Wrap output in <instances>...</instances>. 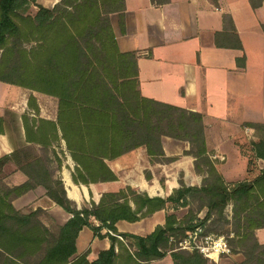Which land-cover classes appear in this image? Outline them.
<instances>
[{"label":"trees","instance_id":"1","mask_svg":"<svg viewBox=\"0 0 264 264\" xmlns=\"http://www.w3.org/2000/svg\"><path fill=\"white\" fill-rule=\"evenodd\" d=\"M36 2L0 0V82L57 100L56 121L23 116L27 140L43 150L64 141L76 163L73 181L89 184L115 181L106 160L140 147L151 157H165L162 140L169 137L190 145L185 155L195 158V171L205 178L200 187L182 184L165 199L127 189L129 195H106L98 205L79 210L67 198L61 179H53L46 159L32 158L27 152V163L21 169L28 180L0 191V264H151L168 254L173 264H214L197 251L179 249L177 243L212 217L214 223L225 220L230 204L231 246L234 242L243 247L246 259L242 264L251 260L264 264L259 260L264 246L255 238V230L264 227V169L252 180L228 186L208 153L203 115L141 95L137 58L119 51L110 21L112 14H118L123 29L125 0H60L51 9ZM32 6L37 8L34 13ZM223 22V31L215 36L217 47L242 50L231 17L225 15ZM237 64L244 68V57ZM29 104L39 116L35 99ZM245 126L254 129L259 139L251 143L249 164L264 160V125ZM39 186L71 216L55 230L40 219L41 210L23 213L12 204L14 198ZM190 202L207 209L202 220L191 215L181 222L172 212L164 226L146 237L120 233L115 226L118 221L134 223L168 206L177 209ZM84 228L110 240V248L101 251L95 261H89L87 253L77 257L76 242ZM104 228L108 230L105 235L101 234Z\"/></svg>","mask_w":264,"mask_h":264},{"label":"crops","instance_id":"2","mask_svg":"<svg viewBox=\"0 0 264 264\" xmlns=\"http://www.w3.org/2000/svg\"><path fill=\"white\" fill-rule=\"evenodd\" d=\"M59 2L36 3L51 9ZM33 8L37 10L36 6ZM225 15L233 21L242 50L217 47L215 43L216 34L223 31ZM110 21L119 51L137 58L141 95L203 115L208 153L225 184L232 186L258 176L264 169V160L254 159L255 166L250 169L249 158L240 154L235 140L244 123L264 125V0H125L123 29L118 14H112ZM243 57L244 68L237 64ZM5 85L8 84L0 82V180L4 181L6 169L12 167L11 174L17 182L11 187L14 188L28 180L21 169L27 163L24 155L32 151L33 158L38 154L33 152L42 153L43 149L27 140L23 116L56 120L43 116L40 106H37L39 116L36 115L29 104L34 98V105H38L36 98L40 93L13 85L4 88ZM258 141L257 137L253 142ZM61 146L66 149L64 141ZM162 148L163 158L151 157L146 148L140 147L112 161L106 160L116 176L115 181L109 182L75 183L76 163L69 153L64 163L59 156L58 162L47 159L46 166L50 172L51 164L61 166L53 179H61L67 198L79 210L82 205H98L103 196L127 189L149 198L165 199L182 184L202 185L204 175L195 171V158L185 155L190 149L187 142L163 137ZM48 149L57 148L52 145ZM30 202L34 210L42 208L51 215L62 213L64 222L70 218L46 196L43 186L19 198V211L26 212L25 205ZM169 210L168 206L137 222L118 221L115 226L120 233L146 237L165 225ZM107 232L105 228L101 230L103 235ZM255 238L264 246V227L255 230ZM76 247L77 257L87 253L88 260L95 261L101 251L110 248V240L95 237L90 228H84ZM232 250V255L212 262L222 264L223 260L232 259L233 263L242 264L246 259L243 247L234 243ZM168 258L173 264L170 255L163 259ZM259 260H264V256ZM249 264L255 263L251 260Z\"/></svg>","mask_w":264,"mask_h":264},{"label":"rangeland","instance_id":"3","mask_svg":"<svg viewBox=\"0 0 264 264\" xmlns=\"http://www.w3.org/2000/svg\"><path fill=\"white\" fill-rule=\"evenodd\" d=\"M31 12L32 13L36 12V9L33 8V6L31 7ZM4 88H9V86L5 85ZM36 101L38 104L37 106H40V111H41V114L43 116L56 120V118H57V100L55 98L44 95V94H38ZM245 124L246 123H244L242 125V127H241L242 131L239 134V136L236 137L235 142H236V145L238 147L240 154L243 157L248 159L249 156L251 155V148H252L251 143L257 139V132L254 129L250 130V128L246 127ZM176 141H178V140H176ZM61 145H62V143L59 146H56V148H57L56 150H51V149L43 150L42 149V153L35 151V152H33V154L36 155V153H38L37 156H42V158H45L46 161H47V159H50V162H52L53 160L57 161L59 156H60L61 159L63 160V163H64V161L67 159L66 154H68L69 152L66 151L67 149L63 150L62 149L63 147ZM30 153L32 155V151H30ZM54 161H53V163H54ZM254 162L255 161H252L250 169L255 166ZM262 165L263 164L260 163V166H262ZM235 167L238 168L239 164L235 165ZM50 168H51L52 174L54 175L56 173V171L61 169V166H59L58 164H54V165L51 164ZM12 170H13L12 167L6 169L4 181L0 180V191H6L8 189L11 190L12 189L11 187H13L15 185V183H17V182H15L16 180L13 179V174H11ZM204 178H205V175H204ZM235 182H237V181H235ZM127 194L129 195L128 192H127ZM19 198L20 197H16L12 201V204H14V202L16 203V205H13V206H15V209L18 211H19ZM85 206H89V204L82 205L81 209L84 208ZM24 209H26L25 210L26 212H23V213H29L31 211H35L32 202L26 204ZM37 209L41 210L40 219L50 229L55 230L57 228V226H61V225H64L66 223V222H64L65 220H64L63 216L60 215L62 213H52V215H51L47 211H44L42 208H37ZM206 211H207V209H205V208L200 210L198 207V204L196 202L195 203L190 202L188 205L178 207L177 209H172L170 207V210H169V212H171V213L174 212L176 214L177 218L181 222H184L187 219H189V217L191 215L197 216L198 220H202L205 217ZM20 212H22V211H20ZM63 213H65V212H63ZM197 219L194 220V222H193L194 224L198 222ZM214 219H215V217H212L210 220L207 221L206 225L201 226L202 227V235L203 236L211 235V236H215V237H224L228 241V244L231 248V253L229 255H232L234 253L232 250L234 242H232V246L230 244V240L232 238H234V233H233L234 222L232 219V205L230 204L225 209V220L223 219L217 223H214V221H215ZM94 224L98 225L97 222H94ZM239 230H240V232H243L241 228H239ZM189 233L190 232H188L187 235ZM187 235L185 237L181 238L179 241L185 239L187 237ZM118 238L122 242H125V240H123L122 237H118ZM171 238H173V240L172 241L170 240V243H174L176 241L175 237H171ZM179 241H178V243H179ZM178 243H177V246H178ZM189 252H194V251H189ZM208 260L210 263H213L212 260H210V259H208ZM157 261L158 262L162 261L161 264H171L170 258L163 259V260H156V263H158ZM222 264H233V260L232 259H225L222 261Z\"/></svg>","mask_w":264,"mask_h":264},{"label":"built area","instance_id":"4","mask_svg":"<svg viewBox=\"0 0 264 264\" xmlns=\"http://www.w3.org/2000/svg\"><path fill=\"white\" fill-rule=\"evenodd\" d=\"M170 240L172 241L173 238ZM178 248L186 251H197L205 258L215 262L219 257L228 256L231 253L228 241L224 237L203 236L201 226L196 227L185 239L179 241Z\"/></svg>","mask_w":264,"mask_h":264}]
</instances>
